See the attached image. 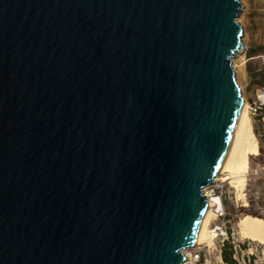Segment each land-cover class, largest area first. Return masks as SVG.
<instances>
[{
  "label": "water",
  "instance_id": "obj_1",
  "mask_svg": "<svg viewBox=\"0 0 264 264\" xmlns=\"http://www.w3.org/2000/svg\"><path fill=\"white\" fill-rule=\"evenodd\" d=\"M240 0H0V264H183L242 97Z\"/></svg>",
  "mask_w": 264,
  "mask_h": 264
},
{
  "label": "rangeland",
  "instance_id": "obj_2",
  "mask_svg": "<svg viewBox=\"0 0 264 264\" xmlns=\"http://www.w3.org/2000/svg\"><path fill=\"white\" fill-rule=\"evenodd\" d=\"M240 3L236 21H240L244 49L236 53L231 62L240 95L249 107L259 153L249 157L250 168L243 192H237L233 183L225 181L222 189L213 195L221 200L225 212L224 226L222 232H215L217 236L211 247L203 243L188 249L193 257L195 254L199 256L194 264H227L221 256L224 245L227 254L233 251L235 264H264L261 240L251 242L241 238L237 232L238 220L244 215L264 219V0H240ZM220 224L221 220L214 217L210 230Z\"/></svg>",
  "mask_w": 264,
  "mask_h": 264
},
{
  "label": "bare ground",
  "instance_id": "obj_3",
  "mask_svg": "<svg viewBox=\"0 0 264 264\" xmlns=\"http://www.w3.org/2000/svg\"><path fill=\"white\" fill-rule=\"evenodd\" d=\"M238 22H240L239 19ZM243 47L242 49H244ZM242 49L237 53H240ZM251 121L249 107L247 103L243 101L232 131L228 152L219 173L214 179L215 182L230 181L233 183L237 192H243L246 187V174L250 168L249 157L256 156L259 153V147ZM207 187L208 186L203 189V196L207 201V205L205 206L200 221L194 246H200L205 243L206 246L211 247L217 236L215 231L210 230L209 226L211 220L214 218L212 208L220 206V200L218 197L212 196ZM240 195H242V193ZM237 229L241 238L248 239L251 242H258V239H260L261 242L259 243L264 244V219L251 215H244L238 220ZM188 249L189 248L182 251L184 256H188Z\"/></svg>",
  "mask_w": 264,
  "mask_h": 264
},
{
  "label": "built area",
  "instance_id": "obj_4",
  "mask_svg": "<svg viewBox=\"0 0 264 264\" xmlns=\"http://www.w3.org/2000/svg\"><path fill=\"white\" fill-rule=\"evenodd\" d=\"M222 183L221 181H214L213 183L209 184L207 189L208 191L211 193V195L213 196L215 194L216 191H218L219 189H222ZM220 200V198H219ZM213 215L215 217V219H220L221 220V224L216 226L215 229L213 231H220L222 232V228L224 226V217H225V212L223 210V207L221 205V200H220V206L214 207L213 209ZM226 232V231H224ZM192 255V253L189 252L188 256H185V260L183 264H194L196 261H198V255L195 254L194 257Z\"/></svg>",
  "mask_w": 264,
  "mask_h": 264
},
{
  "label": "trees",
  "instance_id": "obj_5",
  "mask_svg": "<svg viewBox=\"0 0 264 264\" xmlns=\"http://www.w3.org/2000/svg\"><path fill=\"white\" fill-rule=\"evenodd\" d=\"M232 255H233V251L230 250V252L227 254L225 251V245H224V249L222 250V260L224 262H226L227 264H235V261L232 259Z\"/></svg>",
  "mask_w": 264,
  "mask_h": 264
}]
</instances>
